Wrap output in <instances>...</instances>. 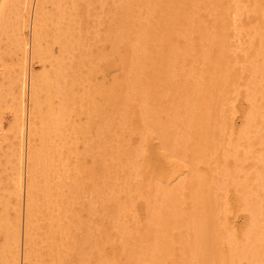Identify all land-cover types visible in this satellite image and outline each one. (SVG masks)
<instances>
[{
    "label": "bare ground",
    "instance_id": "obj_1",
    "mask_svg": "<svg viewBox=\"0 0 264 264\" xmlns=\"http://www.w3.org/2000/svg\"><path fill=\"white\" fill-rule=\"evenodd\" d=\"M81 1L0 0V108L13 115L10 130L0 122V241L6 242L12 264L22 248L26 264H264V195L256 202L257 193L264 192V165L255 176L249 171L258 187L246 176L247 186L236 182L248 170L245 161L257 158L252 149L264 147V0L111 2L115 13L103 41L85 36L97 34V27L91 28L87 14L83 19L84 12L92 14L93 0L86 6ZM237 22L251 36L247 48L232 44ZM51 44L58 46L57 58ZM91 50L98 64L109 62L122 73L114 74L110 87L91 88V78L82 79L83 57L94 54ZM35 59L42 68L50 64L51 74L49 69L34 74ZM246 75L251 81L241 93L245 90L250 104L237 139H247L252 149L249 156L233 147L217 156L229 96L240 90ZM79 89H89L84 114H97L99 122L93 118V125L75 129L70 124V129L71 113L81 114L85 107L76 108ZM6 114L0 115L3 120ZM66 120L68 136L94 138L79 139L88 144L84 154L73 151L66 135L58 144L51 141ZM63 152L77 156L76 170ZM183 159L184 180L162 186L160 181L173 174L182 176ZM214 159H221V169L211 167ZM202 164L206 171L198 169ZM217 170L221 179L215 183L210 178ZM228 178L239 185L237 196L253 214L250 229L241 232L249 240L244 247L228 232L225 248L230 226L221 221L223 229L217 220L215 188L225 187ZM138 195L144 202L138 203ZM4 253L0 244V264Z\"/></svg>",
    "mask_w": 264,
    "mask_h": 264
},
{
    "label": "rangeland",
    "instance_id": "obj_2",
    "mask_svg": "<svg viewBox=\"0 0 264 264\" xmlns=\"http://www.w3.org/2000/svg\"><path fill=\"white\" fill-rule=\"evenodd\" d=\"M88 1V0H87ZM121 0H93L92 1V4H91V6L90 7H88L89 8V11H91V13L92 14H88V12H84V15H85V17H83V19L84 18H87L86 20H93L94 21V23H93V21L91 22V23H93V24H95V25H93V24H91L90 23V25L92 26L91 28L92 29H95V26L97 27V34H93V35H95V36H93L92 35V32H89V31H93V32H95V30H92V29H89L88 30V32L90 33H88L87 35H85L86 37H87V39L88 38H91V37H93V38H97V39H100V40H102L103 41V39L104 38H106L107 37V32H105L106 30H107V25H108V23L110 22V20L112 19V17H113V15H114V13H115V10L114 9H111V8H114L112 5H111V2L112 3H115V4H118L119 2H120ZM89 2V1H88ZM88 2H86V0H83V1H81V4H82V6H86V4L88 3ZM91 9V10H90ZM86 14H87V17H86ZM89 15H90V17H89ZM93 15V17H92V19H91V16ZM233 17H236L235 15L233 16ZM239 20V19H238ZM90 22V21H89ZM89 25V26H90ZM243 25V23L242 22H237V24H236V31H238L237 33H235V40H234V38L232 39V44H233V46H234V48L236 47V45L238 46V47H244V48H247V44H248V41L251 39V36H249V34H248V31H246L245 29H244V27L242 26ZM239 27V28H238ZM242 29H243V31L244 32H242ZM87 33V32H86ZM85 33V34H86ZM246 35H245V34ZM89 36V37H88ZM95 38V39H96ZM92 39V38H91ZM233 40H234V42H233ZM92 42V44H94L95 43V41H91ZM247 46H246V45ZM54 46V48H55V50H57V52H54L53 53V56L54 57H56L57 58V56H59V51H58V46L57 45H54V44H51V46ZM101 47H103V46H101ZM85 50V49H84ZM48 51H50V49L48 50ZM86 51H87V49H86ZM107 51H109V50H107ZM91 52H93L92 50H91ZM52 53V52H51ZM94 53V52H93ZM81 55H83V53H81ZM83 61H84V63L85 64H83L82 65V68H81V72L83 73V75H82V79H87V78H91V85H90V87L92 86L93 87V85H95V84H102L101 86H105L106 87V85L107 86H109L110 87V85H113L114 83H112V84H110L111 82H114V81H112V80H114V78L116 77L115 75H117L118 76V73H119V71L118 72H116L113 68H112V66H111V64L109 63V62H103V61H101V63H100V61H99V63L100 64H98V61L96 60V55H95V53L94 54H92V55H88V56H86V55H84V57H83ZM34 63V64H33ZM238 65V67H239V65L241 66V62L239 63V64H237ZM31 66H32V68H33V70H34V74H36V75H40V73L39 72H41L42 74H43V72H47V70H48V72L51 74V71L53 70V68L51 67V65L49 64L48 65V63L46 64V68H42V64L40 63V61L38 60V59H35V60H31ZM198 68H200L199 66H198ZM42 69H44L45 71H43L42 72ZM52 69V70H51ZM47 72V74H49ZM38 73V74H37ZM115 73H117V74H115ZM121 73V72H120ZM119 73V75H121ZM115 74V75H114ZM244 79H247V80H249L248 79V75H246V78L245 77H243ZM244 79H242L241 80V82L239 83V84H241V85H239V87H241L240 88V90L238 89H236V90H234V92H235V94H233V95H230L229 96V103H228V105L226 106V108H225V111H226V115L228 116V118H226L225 120H227V123H226V121H225V127H227V128H224L223 127V131L224 132H221V139L219 138V141H220V143H221V145H220V143H218L219 145H217L218 147H221V150H219V153H216V155L217 156H219V154L221 155V153L222 154H224V151H225V149H226V151H229V150H232V148L231 147H233V149H235V150H237L238 152H241V154L243 155V153H244V155L246 156V154L249 156V151H251V149H252V147H250L248 144H250V143H248L247 142V139H243V140H240L239 139V141H238V139H237V137L239 138V136H240V133H239V130L240 131H242V127H243V122H244V119H245V117H246V115H247V113H248V111H249V109H248V107H249V104H250V102H249V100H248V98H247V96H246V94H245V90H244V95H242V93H243V89H245V86L247 85V83H249L251 80H249V81H247V80H244ZM83 81V80H82ZM244 82V84H243V82ZM83 82H85V81H83ZM246 82V83H245ZM53 84V83H52ZM87 85V83L85 82L84 83V85ZM93 84V85H92ZM109 84V85H108ZM84 85H82L83 86V89H85L84 87ZM98 86H100V85H98ZM90 87H89V89H90ZM91 87V88H92ZM243 87V88H242ZM89 89H88V91H89ZM79 90H81V92H82V89H79ZM88 91H85V92H82V93H77V95L79 96H76V98L80 101V104L81 105H77V107L76 108H78L79 109V111H80V107L82 106V107H84V109H83V112H81V114H78V113H75V115L76 114H78V115H76V116H74L72 113H71V115H70V119H69V124L67 123L68 121V119L64 122V125H66V126H64V128H63V124H58L57 125V127H59L58 128V130H59V132L58 131H55V133H54V135H53V137L51 138V141L52 142H55V143H57L58 144V141H59V136L60 135H66L67 136V139L71 142V144L73 145H70L71 147H74L73 148V151L74 152H79V153H83L84 154V152L85 151H83V149H85V148H83V146L85 147V146H87L88 144V142H90V139L91 138H89V136H82V138H80L79 137V139H84V138H86L87 137V139H85L86 141H87V143L85 144V142L84 141H80L79 139H76L77 138V136L76 137H74L73 138V135L71 136L70 134H72V133H69V135L70 136H68L67 134H66V132H68L69 131V128L71 129L72 128V124H73V128H75V129H77V128H84L85 126H87V125H93L94 124V122H93V118H94V121L95 122H99L98 120V116H97V114H96V116H89L88 115V118H87V116H86V113L84 114V111H85V109L86 108H88V106H87V102L86 101H88V95L87 94H84V93H88ZM240 92V93H239ZM242 92V93H241ZM241 94V95H240ZM85 95H87V96H85ZM236 95V96H235ZM55 95H54V92L52 93V97H54ZM82 96V97H81ZM82 98V99H81ZM84 98H85V100H84ZM82 100H84L85 101V103H84V101H82ZM101 101H102V98H101ZM54 102H58V100L57 99H55L54 100ZM84 104H83V103ZM28 103V102H27ZM230 104V105H229ZM81 107V108H82ZM0 109H2V108H0ZM4 109V110H3ZM2 110H0V115H5L6 113V116H2L3 118H4V120L1 118V116H0V122L1 123H4L2 126L4 127V128H6V130L8 129V130H10V128H9V126L10 125H8V124H10L9 123V121H12L13 122V119H12V117H13V115L11 114L12 112H10L11 110H9V108H7V110H8V112H9V114H8V112L7 111H5V107L3 108ZM247 109H248V111H247ZM82 110V109H81ZM4 111H5V113H4ZM233 111V112H232ZM247 111V112H246ZM1 112H3V113H1ZM118 114V116L120 115V113H117ZM117 114H115V115H117ZM8 115V116H7ZM78 116H80V117H78ZM85 116V117H84ZM117 116V117H118ZM226 116V117H227ZM6 117V118H5ZM121 117V116H120ZM231 117V118H230ZM9 118V119H8ZM97 118V119H96ZM2 120H3V122H2ZM88 120V121H87ZM90 121V122H89ZM68 124V126H71V127H69L68 128V126H67V124ZM12 124V123H11ZM71 124V125H70ZM80 124H81V126H80ZM85 124V125H84ZM83 125V126H82ZM6 126V127H5ZM62 128H61V127ZM86 128V127H85ZM7 130V131H8ZM64 130V131H63ZM68 130V131H67ZM227 131V132H226ZM253 132H251V133H249L248 135H249V137L250 138H252L253 136H254V134H252ZM58 135V136H57ZM91 137H92V135L91 134H89ZM239 135V136H238ZM236 138H235V137ZM62 137V136H61ZM68 137H71L70 139L68 138ZM247 137V136H246ZM89 138V139H88ZM227 138V139H226ZM92 139H94V138H92ZM91 139V140H92ZM136 139H137V137H136ZM225 139V140H224ZM235 139H237V141L235 140ZM223 140H224V143H223ZM232 140L234 141L235 140V142H232ZM246 140V141H245ZM73 141V142H72ZM158 141H155V143H157ZM226 142V143H225ZM138 143V142H137ZM228 143H229V145H228ZM234 143V144H233ZM238 143V144H237ZM244 143V144H243ZM77 146H76V145ZM233 144V145H232ZM240 144H242L241 146H240ZM247 144V145H246ZM222 145L224 146V147H222ZM227 146V148H226V146ZM231 145V146H230ZM235 145V146H234ZM236 145H238V146H236ZM253 145H255V144H253ZM54 147L55 145H53V143H51V147ZM243 146H245V147H243ZM248 146H249V148H248ZM260 146V147H259ZM77 147V148H76ZM235 147V148H234ZM262 147V148H261ZM222 148H223V150H222ZM228 148H230V149H228ZM243 148V149H242ZM249 150H248V149ZM263 145H259L258 144V146L256 145V148L254 147V149H252V150H254L255 152H256V155H255V157H257L256 159H252V160H255V161H251V159L249 158H247L248 160V162L247 161H245V164H243V167H244V169L246 170V169H248V170H246V172H244L243 171V175H242V173L240 174L241 176H243V177H241V176H239L240 177V179L242 180H236V182L237 181H240V182H243L244 180H245V178H246V181L247 182H252L253 181V188L254 187H258V182H255L254 181V179H255V174H256V172H257V170L256 169H258L259 167V169L260 170H263V165H264V153H261L260 152V150H263ZM78 149V150H77ZM82 150V151H81ZM81 151V152H80ZM225 151V153H227ZM248 151V152H247ZM63 154H64V152H63ZM74 154H76V153H74ZM253 154V153H252ZM239 155V154H238ZM243 155V156H244ZM67 157H69L68 155H66ZM66 156H65V154H64V156H63V158H66ZM76 155H72L71 154V158L69 157V159H67L66 158V160H69L68 161V165L70 164V166H72V167H74L75 165V170L77 169V165H78V162H76V157H75ZM240 156V155H239ZM73 157H74V159H73ZM71 159V160H70ZM262 159V160H261ZM74 160H75V162H74ZM89 160V161H88ZM137 160H139V159H137ZM70 161H73V162H70ZM217 161H220L219 163H217L216 161H215V159L213 160V162H211V167L213 168V166H212V163H213V165H215L214 167H216V165H217V167L216 168H213V169H221L222 167V161H221V159H217ZM87 162H91V158H88L87 159ZM214 162H216V163H214ZM254 162V163H253ZM262 164H261V163ZM64 163H65V161H64ZM72 163H74V165L72 164ZM76 163V164H75ZM231 163L232 164H230L231 166V168H233L232 167V165H233V162L231 161ZM252 163V164H251ZM72 164V165H71ZM219 164H220V166H219ZM260 164V165H259ZM182 165H183V170H185V171H183V173H182V176H181V174L180 175H178V173H177V175L176 174H173L171 177H168V178H166V179H164V180H162V181H160V184L162 185V186H167V185H177V184H180V182H182V180H184V178L187 176V169H186V167H187V163H186V159H183L182 160ZM202 165H204V164H202ZM198 166V169L199 170H201V171H206L205 169H207V167H206V165H204V166ZM245 165V166H244ZM255 165H257V166H255ZM57 166H59L58 168L60 169V168H62V166H61V164L58 162L57 163ZM69 166V167H70ZM54 167H56V166H54ZM68 166H67V170H69L68 168H69ZM254 167V168H253ZM74 169L73 168H70V170H71V172H73L74 171ZM204 169V170H203ZM150 171H153V166H151L150 168H148L147 169V174H146V176H145V178H144V183H145V185H144V191L147 193L148 191H149V189H150V185H151V182L153 181V177L151 178V174H150ZM220 170H217V172L219 173L218 175H217V172H213L214 174V178H213V175L211 176V178H210V180L211 179H213V181H215V183H218V180L220 181V179H221V176L220 177H218L220 174H221V172L222 171H220ZM249 171L250 172H253V171H255V172H253V175L254 176H252V173H251V180H250V173H249ZM259 171V170H258ZM71 172L69 171L68 173H70L71 174ZM260 172V171H259ZM74 173V172H73ZM246 173H248L249 174V176H247V174ZM246 174V175H245ZM184 175V176H183ZM186 175V176H185ZM246 176V177H245ZM245 177V178H244ZM218 178V179H217ZM249 179V181H248V179ZM253 178V179H252ZM150 179V180H149ZM214 179H216V180H214ZM229 180H230V182L228 183L227 182V180H226V184H225V187H223L222 185H221V187H216L215 188V193H217L216 195L218 196L217 198L219 199L218 200V205H219V208H221L220 210L222 211H220V213H219V216H218V218H217V220L220 222V224H221V221H222V224L225 226V224L226 225H228V226H230V228H228L227 226H226V228H228L227 229V234H228V232H231L232 233V235L234 234H236L237 235V237L235 236V239H237V241L235 240V239H230V235H231V233H229L228 235H227V237H225V244H224V247L225 248H227L228 247V243L230 242V240H233V242H235V243H237L238 245V247L241 245V247H244V246H246L247 244H248V242H249V240L247 239V238H245V237H243V235L241 234V232L243 231V233H245L244 232V230H246V231H248L249 229H250V227H251V222H252V218H251V216L253 215L252 213H250V212H247L248 210H246L247 208H248V203H247V201L246 200H243L242 198H239L240 197V192L239 193H237L238 191H237V189L238 188H236V187H239V185H237L236 184V182H232V180L230 179V178H228ZM72 180V179H71ZM70 180V181H71ZM146 180V181H145ZM228 180V181H229ZM70 181H68V182H70ZM217 181V182H216ZM246 181H244L243 183H245L246 184V186H247V182ZM149 184H148V183ZM255 183V184H254ZM143 184V183H142ZM227 184H228V186H227ZM231 184V187L229 186ZM143 186V185H142ZM250 186V189L249 188H247V192H252V183H248V187ZM220 188V191H218V189ZM221 188H222V190H221ZM228 188V189H227ZM225 189V190H224ZM227 189V190H226ZM239 189H240V187H239ZM231 191V192H230ZM261 193H257V197H256V202L257 201H259L260 200V198H261V196H262V198H263V195H264V192L263 191H260ZM218 193H220V194H218ZM227 193V194H226ZM263 193V194H262ZM236 194V195H235ZM253 194H255V193H253ZM260 194V195H259ZM148 195V194H147ZM147 195L145 194V196L147 197ZM215 194H214V196H216ZM220 195H222V197L220 196ZM237 195H239V197L237 196ZM141 199H139V201H138V203H140V202H144V199H143V196L141 197L140 195H138ZM221 198H220V197ZM228 196V197H227ZM231 196V197H230ZM237 198H236V197ZM224 197H226V198H224ZM25 198H26V196L24 195L23 196V199L25 200ZM216 198V197H215ZM228 198V199H227ZM234 198V199H233ZM259 198V199H258ZM23 200V202H22V210H20V212H19V217H20V221H21V227H22V230H23V227H24V222H25V220H27V209H25V208H27V203H26V200L24 201ZM141 200V201H140ZM143 200V201H142ZM227 200V201H226ZM231 201V202H230ZM235 203H233V202ZM242 201V202H241ZM228 202V203H227ZM242 203V205H241V203ZM240 203V205H236V204H239ZM246 203V204H245ZM229 205V206H228ZM245 205V206H244ZM238 206V207H237ZM229 207V208H228ZM232 207V208H231ZM240 207V208H239ZM245 208V209H244ZM225 209H227L226 211H225ZM223 210H224V212H223ZM230 211V214H229V211ZM246 210V211H245ZM25 211H26V213H25ZM228 211V212H227ZM131 213L132 214H134V212L133 211H131ZM129 214V216L131 215V219L133 220V216H132V214ZM249 213V214H248ZM25 214H26V216H25ZM250 214H252L251 216H250ZM143 215H144V218L146 219V212L145 211H143ZM224 215V216H223ZM225 216L227 217V219L229 220V222H228V220L225 218ZM227 220V221H226ZM226 221V222H225ZM251 221V222H250ZM228 222V223H227ZM250 222V224H248ZM222 224H221V226H222ZM248 226V227H247ZM221 228H223V226L221 227ZM235 228H236V230L237 231H235ZM239 228V229H238ZM246 228V229H245ZM224 229V228H223ZM231 229V230H230ZM240 229H241V231H240ZM243 229V230H242ZM233 230V231H232ZM239 235H238V234ZM242 235V236H241ZM245 236V235H244ZM228 237H229V239L230 240H227L228 239ZM239 237V238H238ZM227 238V239H226ZM231 238H234V237H231ZM238 240H243V241H245L246 243H244V245H243V242H240V241H238ZM0 244H1V246H2V248H4V254H5V256H4V262H3V264H12V262H11V260H12V255H10V254H8V251H7V244H6V242L4 241V240H1L0 241ZM227 244V245H226ZM226 245V246H225ZM243 245V246H242ZM16 246H18V244H16ZM23 248L21 249V250H19V253H18V257L17 256H15L14 255V258H13V262L15 263V264H26V261L24 260V258H23V256H24V253H23ZM14 253H15V251H14ZM37 256H35L34 257V263H37L36 261H37V259H35ZM38 258V257H37ZM40 264V263H39Z\"/></svg>",
    "mask_w": 264,
    "mask_h": 264
}]
</instances>
